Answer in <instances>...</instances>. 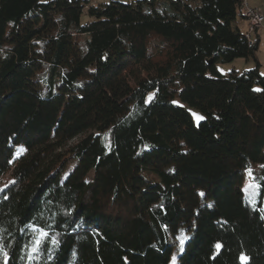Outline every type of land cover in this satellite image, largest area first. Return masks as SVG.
<instances>
[{
	"label": "trees",
	"instance_id": "1",
	"mask_svg": "<svg viewBox=\"0 0 264 264\" xmlns=\"http://www.w3.org/2000/svg\"><path fill=\"white\" fill-rule=\"evenodd\" d=\"M244 3L0 0V264H264V75Z\"/></svg>",
	"mask_w": 264,
	"mask_h": 264
},
{
	"label": "rangeland",
	"instance_id": "2",
	"mask_svg": "<svg viewBox=\"0 0 264 264\" xmlns=\"http://www.w3.org/2000/svg\"><path fill=\"white\" fill-rule=\"evenodd\" d=\"M42 2H47L48 0H41ZM94 2L96 3H110L112 1H119V2H123V3H129V2H133V1H137V0H93ZM93 20V18L89 15L87 9L84 10L82 16H81V22L82 23H86V22H89ZM245 22L244 20H238V22ZM86 38L87 36H82L80 38V42L81 44H84L85 41H86ZM245 59L246 58H237L234 60V62H226V63H218L217 64V67L218 69L220 70L221 73L223 74H229L234 68H237L238 72L242 73L244 72V70H249V69H246V68H249V67H246L247 65L245 64ZM254 68V67H253ZM262 72L264 73V67L262 68ZM154 95V93H151L148 98L150 99L152 96ZM175 103L177 104H180L182 106H185L186 108H188L192 114V117H193V122L198 125L202 120L201 119H198V117H203L205 118V115L204 113L195 108V107H191L189 106L188 104L182 102L179 98H176L175 99ZM22 147H19V149H21ZM18 149V150H19ZM76 165V159L71 161L68 165V167L66 168L65 172H64V177H66L70 171L75 167ZM12 178H11V175L10 173L6 174L3 176V178L1 179V182H0V185H4L6 182L10 181ZM251 183L250 181H246L245 184L243 185V190L250 186ZM254 191V187L252 188H249V191L248 192H245L247 195L249 196H252L253 194H251L252 192Z\"/></svg>",
	"mask_w": 264,
	"mask_h": 264
},
{
	"label": "crops",
	"instance_id": "3",
	"mask_svg": "<svg viewBox=\"0 0 264 264\" xmlns=\"http://www.w3.org/2000/svg\"><path fill=\"white\" fill-rule=\"evenodd\" d=\"M245 3L251 7L258 8L264 14V0H245ZM239 19L244 20L245 22H242V21L237 22V27L241 30L242 33L247 34L249 32V22H248L247 18L242 17ZM252 36H253V38L259 37L260 42H261L259 50L257 52V56H258V59L261 63L260 72H261V74L264 75V73L262 72V68L264 67V23L260 29H258L257 31L252 33ZM245 62H246L245 64L247 65L246 67H249L246 69H252L253 67L256 66V62L252 57L246 58ZM233 70L238 71L237 68H234Z\"/></svg>",
	"mask_w": 264,
	"mask_h": 264
},
{
	"label": "snow or ice",
	"instance_id": "4",
	"mask_svg": "<svg viewBox=\"0 0 264 264\" xmlns=\"http://www.w3.org/2000/svg\"><path fill=\"white\" fill-rule=\"evenodd\" d=\"M198 119L202 120L204 118L203 117H198ZM249 175H251V170H249ZM252 187H254L257 190L256 192L253 193V196L258 195L259 194L258 190L261 187V185H259V184L250 185V186L246 187L244 189V191L248 192L249 188H252ZM0 191H3V189H0ZM201 195H203V194H201ZM251 202L255 203V200L251 199ZM209 207H211V205H209ZM47 236H48L47 232H45L43 230H39L37 238L34 241L32 248L30 249V254H29V259L30 260L37 258V256L35 254L39 253L40 248H41L42 244L44 243V241L46 240ZM185 239H187V237H184V238L180 239L181 246H183V244L185 242ZM54 243H57V242L54 241ZM216 247L219 249L221 247V245L217 244ZM0 254H2L4 257L8 256V253H7V251H5V246L3 244H0ZM173 261H175V257H173ZM241 261H242V264H247L248 257H246L244 255H241ZM5 264H7V260H5Z\"/></svg>",
	"mask_w": 264,
	"mask_h": 264
},
{
	"label": "built area",
	"instance_id": "5",
	"mask_svg": "<svg viewBox=\"0 0 264 264\" xmlns=\"http://www.w3.org/2000/svg\"><path fill=\"white\" fill-rule=\"evenodd\" d=\"M243 12L247 13V20L249 22V32L247 33V36L250 40V43L253 44L254 38L252 33L263 26L264 14L258 8L251 7L246 3H244Z\"/></svg>",
	"mask_w": 264,
	"mask_h": 264
},
{
	"label": "bare ground",
	"instance_id": "6",
	"mask_svg": "<svg viewBox=\"0 0 264 264\" xmlns=\"http://www.w3.org/2000/svg\"><path fill=\"white\" fill-rule=\"evenodd\" d=\"M244 15H245V17L247 18V13H246V12H244Z\"/></svg>",
	"mask_w": 264,
	"mask_h": 264
}]
</instances>
